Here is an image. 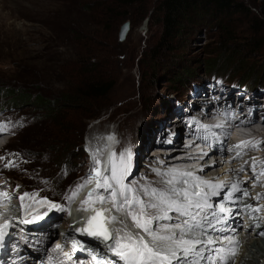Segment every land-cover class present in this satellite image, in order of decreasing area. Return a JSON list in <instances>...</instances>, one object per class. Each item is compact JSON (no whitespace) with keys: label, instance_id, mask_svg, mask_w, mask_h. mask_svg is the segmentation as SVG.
Here are the masks:
<instances>
[{"label":"rangeland","instance_id":"obj_1","mask_svg":"<svg viewBox=\"0 0 264 264\" xmlns=\"http://www.w3.org/2000/svg\"><path fill=\"white\" fill-rule=\"evenodd\" d=\"M78 1L0 0V81L15 85L19 84L18 82H23V75L21 76L13 65L16 62L19 64L21 60L19 57H22L34 64L36 83L35 85L34 83L29 85L31 93L34 96L42 95L47 100L54 99L61 91V86L55 84L48 77L50 75L48 65L57 61L58 58L70 54L68 47L70 32L75 34L89 28L88 32L90 33L95 31L100 33L101 31V35L98 33L96 37L105 44L106 48L103 50L99 60H95V62L92 60V66L86 68L87 74L112 84V89L106 97L63 111V121L59 123L47 119L46 115L41 112L43 110H40L37 106H25L17 109L0 107V134H6L9 129L15 131L12 132V135L6 137L8 142L0 150V193H7L11 197V199L0 197V211H3L1 208H7L9 213L17 215L16 218L21 217V219H11L12 221L10 220L8 224V230H4L3 236L8 238L7 243L10 239L9 227L12 224L18 225L21 229L24 226H34L33 224L40 223L43 218L47 220L52 210V212H56L54 215L55 219L50 220L49 223L43 220L39 226L43 224L45 226L38 234L46 236L45 234L52 232L54 235L61 236L63 233H67V237L62 240L69 239L70 236L68 234L71 235L72 232L69 233L71 230L63 231L66 226L63 225L62 220L68 216L66 218L70 223L78 221L80 213L78 211L81 209L82 203L78 211L76 210L78 208L72 210L74 208L72 207L71 212L70 207L67 211L65 210L64 207L67 206L65 204L69 200H71L70 206L76 202L77 196L74 199H70L72 193L78 185L83 184L89 178L95 167H99L103 173L108 172L109 166L103 165L101 144L99 143L96 149H93L91 133L96 131L101 136L105 132L113 131L116 134L114 130L119 126V132L124 129V132H122L126 133L131 143H136L140 137L139 135L145 128L147 129L152 121V110L154 109L152 102L155 100L161 101L159 109L162 104L167 102H174L177 106L180 104L186 105L187 111L190 110L191 112L189 113L192 115L193 101H196V97L194 98L193 96L197 95V98H199L205 94L202 91L198 93L194 89L191 90L189 81L183 83L182 80L186 78V75L189 77L195 76L194 79L198 80V82H194L195 84H200L201 81H204L203 84L206 86L203 91L209 90L211 94H217L216 97L222 95L233 106H237L239 102L241 111L244 110L247 102L252 101L256 97L257 100H260V106L263 107L264 105V10L258 1L235 0L241 4V9L231 16L223 17L220 21H213L205 17L191 19L184 26L179 37L170 42L165 50L158 51L157 54L153 53V49L157 46L161 33L159 14L156 9L159 0H145L142 4L134 7L114 9L110 17L103 14L105 10H100L99 5H97L98 0H83L82 7H79ZM80 8H84V10ZM252 18L259 21L257 27H253ZM126 21L129 22L130 29L125 40L119 42V28ZM254 31H258L256 35ZM252 38L262 41L260 47L253 46ZM50 46L56 49V54L53 53L54 50L49 51ZM222 58L223 66H225V61L227 60V66L230 67L226 68V71H221L222 68L220 69L221 61L219 63L218 59ZM238 60H242L244 66H250L255 70L254 73L256 78L259 79L258 83H260L259 86H255L262 88V91L251 90L248 85L226 84V81L230 82L229 80L233 79L231 76L236 68L240 70ZM217 63L219 65L215 67ZM213 67L215 68L212 69ZM76 68L74 67L73 70ZM183 70L192 73L188 75L189 72H187L185 75ZM174 78H177L180 81L179 83L182 82V85L179 84L180 86L177 85L176 87L172 85ZM219 86L223 87L222 94H220L222 90H220ZM173 88L179 89L178 94L174 96L175 98L170 97L173 96L171 95ZM228 89H235L236 91L232 92ZM126 92L129 93L125 95ZM229 96L230 98H228ZM129 101L132 102V105L131 110L128 107V111L124 108ZM0 106H2L1 103ZM218 108L220 112L223 107L218 105ZM175 111L178 112V110H172L161 116L168 121L166 133L172 137L177 132L174 125L178 124L177 120L179 119V115ZM133 112L135 114L134 118H130L129 122H125L123 126H120L122 121H124L125 113L130 115ZM185 114V116L188 115L187 113ZM93 115L98 117L93 120L91 118ZM172 119L177 122L169 123ZM184 122L186 121L183 120ZM197 125L196 129L199 126V129L203 128L198 122ZM215 128L219 131L226 130V128L222 127ZM187 132L183 128L178 131L182 139L188 137ZM195 136L197 135L195 134ZM226 137L225 140L223 139V143L219 144V148L222 145V148L226 149V146L229 145L227 144L229 135H226ZM98 140L100 139L98 138ZM117 140L119 145L118 135ZM152 150H154V147L150 146L147 148L144 153L145 160L141 162V165L131 164V166H136L135 173L131 178L142 176L143 168H148L146 160L151 158ZM230 151L228 148L220 155H217L219 152L210 153L207 156L213 157L208 162L213 165L214 156H217V159H228L229 156H233L232 151ZM254 152L257 153L256 150ZM148 156L149 158L146 159ZM243 156L244 154L235 158V160H241ZM97 160L100 161L99 165L96 164ZM235 160H230L229 162L231 163ZM205 163L203 165L204 168L207 166V163L206 165ZM211 167L207 170L209 171L207 172L208 174H214L215 171L211 170L217 168L215 166ZM261 167L262 163L255 165V168L260 169ZM149 170L160 173L162 168L152 165ZM249 170L244 167L243 171L238 172V178L245 181V183L249 182L250 179L244 180L242 178L243 176H248L247 172ZM107 175H109V172ZM132 180L135 181V178ZM152 182V176L145 175L142 182L137 183V185L148 189L157 188V184ZM263 182L264 180L261 178L260 184L262 186L259 189L264 187ZM125 184L128 185V183ZM57 186L63 187L62 197L56 196L60 192L56 188ZM87 186V189L92 191L96 189L94 180ZM216 190L218 191V189ZM39 191L45 197L62 201L56 202L41 199V202L47 201L60 205L64 210L59 211L52 207L40 210L34 209L41 214L48 212L44 216L36 218L33 217V214L32 217L26 216L29 210L25 207L33 206L35 204L34 199L38 200V197L33 195L25 199L24 208L26 211L23 217L20 216L21 203H19V197L24 193L32 194L31 192ZM245 192L247 193L246 198H248L249 192ZM258 193L260 192H256V195ZM78 195H80V192ZM96 195L109 196V194L102 193V190H96ZM238 196L239 194L236 198ZM242 197L243 194L241 195ZM261 197L259 198L262 200ZM259 198H257L258 201H260ZM31 201L34 204H30L29 202ZM64 202L66 203L64 204ZM108 205L109 207H107ZM83 207L89 206L84 205ZM91 207L97 210L109 209L111 212L113 210L111 215L118 216V220H125L124 214L116 212L110 202L96 203ZM215 210L217 209L215 208ZM8 211L5 210L4 213L6 214ZM30 218H34L33 220L36 221L26 224L25 220ZM71 218H73V222ZM263 219H261V222L264 221ZM241 221L239 220L236 224L242 230ZM126 222L131 225L130 220ZM244 224L246 226L247 223L243 222L241 225ZM76 226L78 225L76 224ZM257 226L254 225V228ZM212 236L210 235L211 238L216 239L215 235L214 237ZM44 240L35 243V245L47 246V244H44ZM99 240L102 241V238H99ZM99 240H88V237H86L84 242L93 246L96 241L100 243ZM60 241L61 239L57 240V242ZM104 247L107 248L102 241L101 246H98L101 253L104 252ZM86 248H89V246ZM11 250H14L13 253L17 257L19 251H16V248ZM6 251H9V248ZM56 251L59 254L61 253L59 249ZM84 253H88L87 249ZM248 253L249 251L245 252L247 255ZM219 256L233 258L226 254L224 256L220 254ZM16 263L14 262L13 264Z\"/></svg>","mask_w":264,"mask_h":264},{"label":"bare ground","instance_id":"obj_2","mask_svg":"<svg viewBox=\"0 0 264 264\" xmlns=\"http://www.w3.org/2000/svg\"><path fill=\"white\" fill-rule=\"evenodd\" d=\"M198 85V87H197ZM206 86V85H205ZM204 84L202 83H194V90L197 91L198 93L202 91L204 93V96H200L197 98V95H194L193 97H196V101L193 105V113L192 115L189 113L191 112L190 110L187 111V106L180 104L176 105L174 102H167L162 104V107H160V102L158 101H153L152 106L154 109L152 110L153 113V118L152 121L149 123V126L147 129L145 128L142 133L139 135L140 137L137 139L136 143H131L130 139L126 136V133H123L124 129L119 132V129L117 128L114 130L116 134L118 135V139L120 140V143L118 145V140H117V135L111 131V132H105V134L111 133L113 135L112 140H109L106 138L105 142H103V145L100 140V134L99 132L93 131L90 135L92 139V147L93 149H96V146L100 143L101 144V149L103 150V155L102 158L104 160V166H109V157L111 156H106L105 151L106 148H111L112 153L115 154L117 163L119 161V157L121 153H130V161L129 164L131 166L132 163H136L138 165H141L143 160H145L144 153L147 150L148 147H154L153 154L151 155V158L146 160L148 163V168L145 167L142 170V176H136L135 181H133L131 176L135 173V168L136 166H131L129 168V173L127 174L125 178V183H128L130 187H133L135 189H145L137 185V183L142 182L143 177L145 175H150L153 178L154 184H157V188L163 187L162 181H166L168 177L166 176H161L160 173H167L169 170L167 169V164L169 160H174L178 155L182 154L185 152V150L190 149L189 147H184L182 144V137L179 135L178 131L183 128L186 129V131H189L192 133L194 136L195 134L197 137L202 139L203 141H207L209 145L212 146L213 152H219L217 155H220L222 152L224 153L226 149L229 148V145L226 146V149H223L219 144L223 143V139L225 140L226 135H229L233 131L234 128L242 127V128H248L252 131V137L254 141H260V145L258 147H252L249 146L246 149L250 151L256 150L257 153H255L252 158H250L248 161H244L242 163L241 160H235L237 158V153L233 156H229L228 159L221 158L217 159L215 156L213 158L214 164L211 165V162H208L209 159L213 156H207L208 153L202 155L201 159H192L189 160V158L185 157L180 161H176L175 163H189V162H196V165L198 166L193 167L187 171H191L194 173L196 177H199L201 180H209L212 181L214 184L215 183H220L223 182L224 186L218 191L215 189H205V191L211 193L213 191L216 192L215 195H209L207 197V204L210 205V207L204 208L202 211H200L199 215L197 216V221L201 224V228L197 229L199 238L201 239H208L211 238L210 235L216 236V239H213L216 241L213 245H204L203 246V252L202 255L206 257L205 259L200 260V264H264V235L261 233H264V221L261 222V219L264 218V187L262 189H259L262 185L260 184V173L261 171L264 172V105L263 107L260 106L259 102L260 100H257V97L254 98L252 101L247 102L245 105V108L243 111H241V106H239V102L237 103L238 105H232L230 104L227 99H224L222 95L219 97H216L217 94H211V91H203V88H205ZM220 90H222L223 87L219 86ZM229 91H236L235 89H228ZM246 90V88H245ZM196 92V93H197ZM213 92V90H212ZM223 90L220 91V94H222ZM129 93V92H128ZM127 92L125 93L128 94ZM189 95V94H188ZM233 95V94H232ZM230 98V96L228 97ZM239 98V97H238ZM185 99V97H184ZM212 99V100H211ZM131 105L132 102L129 101L126 103L125 108L128 110V107L131 110ZM218 105H222V111H218ZM128 110V111H129ZM135 110V109H134ZM156 110V111H154ZM172 110H178L175 111L176 114L179 115L178 124L176 123L174 127L177 129V132L175 135L169 136L166 133L167 129V124L168 121L163 116L166 114L168 111ZM185 110V111H184ZM126 111V110H125ZM187 113L188 115L185 116ZM126 115L123 117L122 123L120 126H123L125 122H129L130 118H134L135 116L134 112L130 115ZM173 114V113H172ZM181 116V117H180ZM177 117V116H176ZM216 117H221L222 119H225V126L226 130H218L217 124L213 122L212 120L215 119ZM162 119V120H161ZM183 120L186 121L183 123ZM174 121L173 119L171 122H177ZM132 122V121H131ZM197 122L200 123V125L203 127L202 129H199L196 127ZM202 123V124H201ZM204 123V124H203ZM130 124V123H129ZM177 125V126H176ZM152 126V127H151ZM256 126V127H255ZM126 128V127H125ZM223 128V127H222ZM130 129V128H128ZM130 131V130H129ZM128 132V131H127ZM205 134V135H204ZM209 134V136H208ZM1 137V136H0ZM186 139V138H185ZM205 141V142H206ZM227 144H230V139H227ZM118 145V146H117ZM94 151V150H93ZM234 150H232L231 153H233ZM95 152V151H94ZM138 152L137 154H135ZM229 152V153H230ZM174 155V156H173ZM232 155V154H231ZM167 156V157H165ZM225 157V156H224ZM149 158L146 157V159ZM255 158V159H253ZM240 159V158H239ZM188 160V161H187ZM230 160H235L234 162H229ZM241 161V162H240ZM207 163V166L204 168L203 165L204 163ZM205 163V165H206ZM262 167L260 169L255 168V165L261 164ZM151 164V165H150ZM154 167H160L162 168V171L160 173L158 172H152L149 170L150 166ZM248 165V167H247ZM217 167L214 168L215 171L214 174H208L207 171L210 169L209 167ZM254 166V167H253ZM211 167V168H212ZM244 167L250 169L249 172H247L248 176H243L244 180L250 179L249 182L240 180L238 178V172L241 171ZM158 171V170H157ZM184 172V171H183ZM246 172V170H244ZM108 172H104V175H107ZM251 175V176H250ZM264 177V175H263ZM163 180H162V179ZM260 179V181H259ZM264 180V178H263ZM95 181V180H94ZM248 181V180H247ZM232 184H237L241 192L248 191L249 195L248 198H246V195H243L241 198L242 193L241 192H235L232 193L231 190V185ZM89 185V184H88ZM87 187H84L81 189L80 195H77L78 199L76 200L73 205L70 206V212L74 210L75 208L77 211L79 210V206H81V201H84L86 197L88 196L89 192H92L91 189H87ZM102 190V193L109 194L108 191H105L103 189H97ZM260 192L256 195V192ZM32 194H35L38 197L37 199H34V203L31 201L29 202L30 204H34L33 206H26L25 208H28L27 210L28 213L26 216L32 217H39V216H44L47 214L46 213L41 214L40 212H37L34 209L40 210L42 208H50L52 207L53 203H48L44 204L41 202V199L45 197L44 195L41 194V191L39 192H31ZM231 193V199H229V194ZM239 194V196L236 198V196ZM262 196V200L259 198L260 201L257 200L258 197ZM48 200H51L50 198L46 197ZM143 199H147V197H142ZM242 199V200H241ZM80 204V205H79ZM76 205V207H75ZM229 205V207H228ZM235 207L233 208V206ZM251 205L252 207H248ZM224 207L227 211L225 213H219V208ZM74 207L72 210L71 208ZM109 207V205L107 206ZM24 208V209H25ZM215 208L217 210H215ZM255 208H260L261 210L259 212L254 211ZM3 211H0V221L4 219L7 221L9 224V221L12 219H21L16 218L17 215H12L11 212L7 210V208H1ZM43 209V210H47ZM6 214L4 213V211ZM75 210V211H76ZM112 210V209H111ZM248 210H250L248 212ZM53 211V210H52ZM50 212L48 219L44 220L45 218L42 219L41 222L47 221V223L50 222V220L55 219V213L56 212ZM76 211V212H77ZM97 212H100L101 210H97ZM79 217L78 221L76 220L74 223H76L78 226L82 224L83 218L86 217L87 215V220L89 217L95 215V213L91 210H88L83 214L84 211L79 210ZM113 213L111 211L105 212L104 216H111ZM213 213H216L215 218L213 217ZM31 214V215H30ZM174 217L175 221V213H169ZM75 215V214H74ZM7 216V217H6ZM14 216V217H13ZM220 216V217H218ZM72 217V216H71ZM118 217V216H117ZM206 217V218H205ZM241 218L243 219L241 221ZM252 218H256L255 222H253ZM34 218H30L25 220L26 224H30L36 220H33ZM72 222H73V218ZM11 220V221H12ZM241 221L240 226L243 222H246L245 229L243 230V233L239 227L238 221ZM264 220V219H263ZM219 221V222H218ZM40 222V223H41ZM101 222V217H97V220L94 221L95 224H99ZM210 222V223H209ZM40 223L33 224L34 226H24V228H20L16 224H12L9 227V235L10 239L7 243L8 238L6 237V243H5V250L9 248V251H6V255L1 257L0 261L2 264H13L14 262H17L16 264H49V261H52L54 264H64L63 260V254L66 251V243L64 242V238L67 237V233H63L61 236L54 235L52 232L49 234H45L46 236H41L38 233L39 231L42 230L43 226L45 224L40 225ZM161 223H173V221H161ZM83 225H86L84 223ZM254 225H258L256 228H254ZM233 226H237L234 227ZM28 227V228H27ZM108 228H120L122 225L120 223H114V224H108ZM0 230V237H2L3 232L5 229ZM8 230V229H7ZM6 230V232H7ZM71 233V231H69ZM206 233V235H205ZM52 234V235H51ZM14 235V237L12 236ZM66 235V236H64ZM71 236L70 234H68ZM223 235H227L228 237H231L232 240L234 241L233 245L239 247L241 249V253L238 257L236 258H222L221 256L214 255L212 248L213 246L221 247V240L223 238ZM61 239L60 242H57L58 239ZM88 240H99V238H95L91 235L87 236ZM3 238V237H2ZM45 239V240H44ZM44 240V244L46 245H41L37 246L35 243ZM100 241V240H99ZM102 241L105 243V241L102 239ZM102 241H100V244H102ZM110 242V241H109ZM86 243V242H85ZM106 244V243H105ZM60 246L59 248L57 246ZM86 245H90L86 243ZM107 246V244H106ZM16 248V251L18 250L19 253H17V257L13 253L14 250L12 251L11 249ZM60 250L61 253L59 254L56 250ZM105 252H107L106 247L103 248ZM88 251V249H87ZM249 251L248 255L245 254V252ZM110 253V252H109ZM44 256V257H42ZM79 256H76L75 258H78ZM113 258V257H112ZM106 264H109L108 261H105Z\"/></svg>","mask_w":264,"mask_h":264},{"label":"snow or ice","instance_id":"obj_3","mask_svg":"<svg viewBox=\"0 0 264 264\" xmlns=\"http://www.w3.org/2000/svg\"><path fill=\"white\" fill-rule=\"evenodd\" d=\"M217 127L223 126L217 125ZM108 139L114 138L110 136ZM260 143V141H241L234 147L245 149L249 146L258 147ZM241 154L237 152V156ZM130 156V153H121L117 163L113 153L109 157L107 169L109 175H104L99 167H95L89 178L78 185L72 193L70 199H74L81 189L95 180L96 189L88 193L86 199L81 202L80 209L81 211L91 210L95 215L89 217L86 227L78 231L102 238L109 252L118 257V261H113V264H120V262L122 264H200V260L206 258L202 255L203 246L213 245L216 241L212 238L206 240L199 238L197 229L201 228V224L197 221V216L204 208L210 207L207 204V197L216 194L215 191L209 193L205 189H220L224 186L223 182L214 184L209 180H201L191 171L181 172L178 169H170L167 173H160L161 176L168 177L166 181H162L163 187L135 189L124 183L129 173ZM96 164L99 165L100 161L97 160ZM260 175H264V172ZM97 189L108 191L109 196L96 195ZM231 190L232 193L241 192L237 184H232ZM242 194L247 195L246 192ZM33 195L35 194L21 195L19 197L21 206L23 207V201L26 198ZM0 197L11 199L7 193H0ZM228 198L231 199V193ZM106 202H110L116 212L123 213L125 220H118L116 215L104 216L105 212L110 211L109 209L97 212L94 207H91L96 203ZM84 205L89 207H83ZM52 208L64 210L56 204H53ZM260 210V208L254 209L257 212ZM226 211L222 206L219 208V213ZM169 213L176 214L175 221L171 224L161 223V221L174 220ZM215 216L216 213H213L214 218ZM97 217H101V222L93 229V222L97 220ZM127 220L131 221V225L126 222ZM114 223H120L122 227L112 229L107 227L108 224ZM4 227H7V222L0 225V228ZM261 234L264 235V233ZM226 239L233 242L231 237ZM217 251L222 250L217 249ZM232 255H235V252ZM97 264L101 262L98 260Z\"/></svg>","mask_w":264,"mask_h":264},{"label":"trees","instance_id":"obj_4","mask_svg":"<svg viewBox=\"0 0 264 264\" xmlns=\"http://www.w3.org/2000/svg\"><path fill=\"white\" fill-rule=\"evenodd\" d=\"M144 1L145 0H102L101 2V0H98L97 5H99L101 11L105 10L103 11V14L110 17L114 9L121 7H134L142 4ZM252 1H258L264 10V0ZM78 5L79 7H82L83 0H79ZM80 9L84 10V8ZM156 9L159 14L161 33L157 46L153 49V53L155 54H157L160 50H165L170 42L179 37L184 26L191 19L205 17L213 21H220L223 17L231 16L239 11L241 9V4L235 0H159ZM258 22L259 21L257 19L252 18L253 27H257ZM88 31L89 28L75 34L70 32L71 36L69 37L70 42L68 44L70 54L64 56L65 58L60 57L57 61L48 65L50 71V75L48 77H50L55 84L61 86V91H59L54 99L47 100L42 95L34 96L31 93L29 85L33 83L35 85L36 83L34 78V64L27 59L19 57L21 59L19 64L16 62L13 65L20 75H23V82H18L19 84L15 85L0 81V103L2 105L0 107L17 109L25 106H37V108L43 110L41 112L46 115L47 119L57 121V123H59L63 121V111L77 107L80 104H86L88 102L106 97L112 89V84L108 81H103L99 78L97 79L88 75L86 70V68L92 66V60H94L93 62H95V60H99L106 46L96 37V34H98L99 31H95L94 33H90ZM257 32L258 31H254V34L256 35ZM99 35H101V31ZM252 39L253 46L260 47L262 41L260 39ZM50 50H54V54L57 53L54 47L50 46L49 51ZM218 61L219 63L221 61V71H226V68L229 67L227 66L228 61H225V66H223V58L218 59ZM219 63H217L215 67H218ZM238 66L240 67V70L236 68L233 75H229L233 79L229 80L230 82L226 81V84L231 83L232 85L238 84L240 86L248 85L251 90L262 91V88L258 87L260 83H258L259 79L256 78L254 73L255 70H253L250 66H244L242 60H238ZM74 67L77 68L73 70ZM183 72L186 75L189 71L183 70ZM191 73L192 72H189L188 75H191ZM194 77L195 76L189 77L186 75V78L182 80L183 83L188 81L191 83V90L195 88L193 83L198 82V80L194 79ZM179 82L180 81L177 78H174L172 85L175 87L177 85L180 86L179 84L182 82ZM201 82L204 83V81ZM171 92V95L173 96L170 97L175 98L174 96L178 94L179 89L173 88ZM97 117V115H93L91 118L94 120ZM12 132L15 131L9 129L6 131V135H12ZM66 185L68 186V184ZM56 188L60 191L56 196L62 197L63 187L57 186ZM50 199L52 201L62 202L57 199ZM70 202L71 200H69L68 203L64 202V204L66 203L65 205H67L64 207L66 211L69 208ZM19 203H21L20 199ZM24 204L25 200L23 201V206ZM66 217L63 218L62 223L67 227L69 220Z\"/></svg>","mask_w":264,"mask_h":264},{"label":"water","instance_id":"obj_5","mask_svg":"<svg viewBox=\"0 0 264 264\" xmlns=\"http://www.w3.org/2000/svg\"><path fill=\"white\" fill-rule=\"evenodd\" d=\"M129 29H130V24L128 21L124 22L120 28H119V32H118V41L119 42H122L125 40L128 32H129Z\"/></svg>","mask_w":264,"mask_h":264}]
</instances>
